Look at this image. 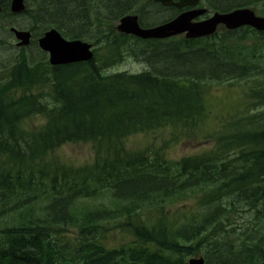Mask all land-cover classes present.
Wrapping results in <instances>:
<instances>
[{
    "label": "trees",
    "instance_id": "obj_1",
    "mask_svg": "<svg viewBox=\"0 0 264 264\" xmlns=\"http://www.w3.org/2000/svg\"><path fill=\"white\" fill-rule=\"evenodd\" d=\"M206 1L218 10L261 2ZM140 2L37 0L28 13L36 26L92 42L93 59L52 66L20 54L0 64V264H188L199 253L206 264H264V111L228 114L207 137L211 147L177 161L126 144L167 124L195 119L196 128L209 117L213 84L259 79L264 33L246 27L135 48L140 39L113 21ZM1 3L5 16L9 1ZM178 13L153 4L141 19ZM246 34L252 44H227ZM129 55L150 69L110 72ZM252 89L264 105V84ZM69 142L92 143L93 161L61 158ZM116 228L132 243L107 248L101 236Z\"/></svg>",
    "mask_w": 264,
    "mask_h": 264
},
{
    "label": "rangeland",
    "instance_id": "obj_2",
    "mask_svg": "<svg viewBox=\"0 0 264 264\" xmlns=\"http://www.w3.org/2000/svg\"><path fill=\"white\" fill-rule=\"evenodd\" d=\"M3 0L2 2H5ZM28 9L30 13L34 10L37 0H26ZM39 1V0H38ZM258 6H264V0H261V4L254 6L251 5L250 8H253L256 12H259ZM264 10V7L262 8ZM213 12V11H212ZM5 18V23L9 24H19L21 28L27 29V27H33L35 25V21H32L31 16L27 17L21 16V20L15 19L11 15H7ZM15 20V21H14ZM42 20V18H40ZM38 22V21H37ZM115 24H118L117 21H114ZM54 25V24H53ZM24 26V27H23ZM27 26V27H26ZM54 27H57L55 25ZM46 27H43V30ZM59 31H61L60 27H57ZM221 31L226 30L223 26L220 27ZM62 32V31H61ZM63 33V32H62ZM64 34V33H63ZM65 35V34H64ZM67 36V35H65ZM179 37H184L180 35ZM66 38L69 39H79L76 35H68ZM0 40L15 44L16 38L12 35V33L6 32L3 33V29L0 27ZM252 41L248 34L244 35V38H241L236 41H229L227 44L229 45H246L251 44ZM130 45H133L135 48L136 45H146L141 42H137L132 40ZM15 48L10 49L9 47H5L0 45V58L2 59H12V55H17L21 49L13 45ZM139 53V48H137ZM39 48H37L36 44H32L30 47L26 49V52L31 56H35V58H41L45 55L43 52H39ZM264 53V51H263ZM262 53V55H263ZM158 54V53H157ZM154 54L155 56H159ZM261 54V52H259ZM161 55V54H160ZM134 55L127 56L122 62L114 65L110 72H127L129 74H140L149 68V62L144 60V58L139 57V60L135 58ZM260 64L264 66V57L262 58ZM248 66L255 63H245ZM251 78H243L241 81H229L226 83H222L219 85L213 84L211 92L208 94V105H209V117L206 118V121L202 122L200 126L193 128L195 123L194 120H189V124H177L174 126L173 124H167L166 126L155 129L149 133H136L130 136L127 139V146L132 149H146L148 147L151 148L152 151H156L162 148L161 153L165 158L177 161L184 156L196 153L198 151L204 150L208 147H211L213 141H207V137L213 135L217 130L225 127L224 123H228L230 119L228 114L230 113H240L247 109V107L252 108L249 109L247 113L250 115L257 114L259 112L264 111V105L260 102L261 100L255 98V94L252 93V86L264 84V72L258 77L259 79L250 76ZM255 90V89H254ZM253 96V97H252ZM242 107V109H241ZM241 109V110H240ZM244 115V116H245ZM36 122L42 123L46 122L44 118L36 117ZM261 120L264 119V116L259 118ZM200 137L199 141L197 138ZM57 154L68 162H73L75 164H86L88 162L93 161L95 151L93 144L90 142H78V143H66L61 148L58 149ZM91 203V201H88ZM74 235L71 234L70 237ZM101 241L107 248H116L120 246H127L133 241V237L123 228H116L106 231L101 236ZM203 256L202 254L191 255L188 258L193 256ZM204 257V256H203ZM187 258V259H188Z\"/></svg>",
    "mask_w": 264,
    "mask_h": 264
},
{
    "label": "water",
    "instance_id": "obj_3",
    "mask_svg": "<svg viewBox=\"0 0 264 264\" xmlns=\"http://www.w3.org/2000/svg\"><path fill=\"white\" fill-rule=\"evenodd\" d=\"M164 5H175L178 8L196 5L199 0H156ZM24 0H13L12 10L22 11ZM205 9L189 10L183 12L172 21L149 29H142L138 24L137 16H126L118 25V29L125 33H134L144 38H164L172 35L186 33L187 38H196L213 34L219 25L224 24L230 29L243 25H251L258 30H264V18L255 15L250 9H239L231 13H216L213 17L194 22L193 19L205 13ZM17 37L22 39L21 44L29 43L30 33L17 31ZM40 47L49 52L52 64H65L87 61L93 57L91 44L81 41L64 39L55 29L48 31L40 39ZM189 264H205L204 258H192Z\"/></svg>",
    "mask_w": 264,
    "mask_h": 264
},
{
    "label": "flooded vegetation",
    "instance_id": "obj_4",
    "mask_svg": "<svg viewBox=\"0 0 264 264\" xmlns=\"http://www.w3.org/2000/svg\"><path fill=\"white\" fill-rule=\"evenodd\" d=\"M14 17H16L17 19H19V21L21 20V15H15ZM16 27L17 28H19V29H25V28H21V26L17 23L16 24ZM24 27V26H23ZM27 27V26H26ZM30 29V27H27V29L26 30H29ZM31 31H32V29H31ZM33 32V31H32ZM12 45H17V43H15V44H12Z\"/></svg>",
    "mask_w": 264,
    "mask_h": 264
},
{
    "label": "bare ground",
    "instance_id": "obj_5",
    "mask_svg": "<svg viewBox=\"0 0 264 264\" xmlns=\"http://www.w3.org/2000/svg\"><path fill=\"white\" fill-rule=\"evenodd\" d=\"M3 0H0V2H2ZM35 7H36V5H35ZM35 9V8H34ZM32 13H35V10H32ZM32 13H30V14H32ZM29 14V15H30ZM106 14V13H105ZM33 15H35V14H33ZM7 16V15H6ZM31 16V15H30ZM16 19V18H15ZM15 21V20H14ZM34 21L36 22V20L34 19ZM7 24H9V23H7ZM12 24V23H11Z\"/></svg>",
    "mask_w": 264,
    "mask_h": 264
}]
</instances>
